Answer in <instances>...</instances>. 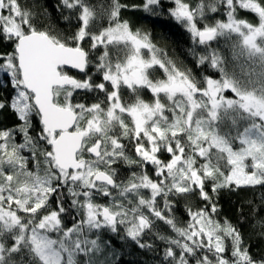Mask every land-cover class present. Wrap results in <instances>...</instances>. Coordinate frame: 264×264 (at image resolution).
Masks as SVG:
<instances>
[{"label": "trees", "instance_id": "16d2710c", "mask_svg": "<svg viewBox=\"0 0 264 264\" xmlns=\"http://www.w3.org/2000/svg\"><path fill=\"white\" fill-rule=\"evenodd\" d=\"M78 1L79 6L74 5V0L70 6L62 0H16L28 19L23 28H31L27 34H47L60 44L81 47L88 54L85 73L66 71L77 78V83L55 89L58 105L78 111L81 108L77 105L106 110L112 101L107 96L116 90L105 82L104 73L125 60L129 52L115 43L98 44L95 38L117 24L148 39L166 66L188 76L199 87L208 78L220 75L211 62L214 53L219 59L218 68L233 80L239 93L264 97V59L246 50L240 37L232 33L198 43L172 12L180 1L203 14V19L197 18L199 27H213L226 20L230 2L236 21L257 28L264 17V0H77L76 4ZM81 6L92 13L82 39ZM17 42L18 38L9 37L0 25V199L9 201L8 194L18 192L17 185L27 189L31 198L16 195L14 202L9 201L11 205L24 200L31 213H60L61 225L56 230H41L54 240L52 249L57 260L61 259L62 264L69 257L73 264H264V120L239 105L225 106L216 119L199 120L203 136L198 137L182 122L190 107L179 103L182 115L175 120L180 126L159 128L167 142L159 145L157 156L169 162L178 154V140L183 142L186 137V149L200 184L194 180L177 184L169 175V164L167 171L165 168L161 172L142 157L141 136L137 139L133 119L125 115L106 134L94 137L91 143L86 140L79 158L99 162L96 170L115 181L113 186L102 183L89 189L81 181H66L56 164L33 95L21 86ZM8 60L14 63L15 70L5 66ZM20 91L26 95L23 111L14 104ZM119 94L126 106L137 103L135 93L126 86ZM151 96L146 90L138 99L150 102ZM99 113L105 120L106 115L101 110ZM84 114L77 126H83L91 115ZM97 138L102 140L100 157L86 151ZM111 140L115 142L113 154L100 161L111 148ZM200 147L209 148L201 153L194 150ZM238 166L255 181L232 180ZM143 178L151 185H143ZM88 191L91 195L87 198ZM90 207L107 208L119 219L115 225L103 218L98 225L92 224L86 215ZM19 213L23 218L25 213ZM32 223L28 229L20 222L10 228L0 227V264H47L38 254ZM136 227L143 229L134 235ZM68 231L70 238H66ZM60 240L68 244L67 252Z\"/></svg>", "mask_w": 264, "mask_h": 264}, {"label": "rangeland", "instance_id": "374dc122", "mask_svg": "<svg viewBox=\"0 0 264 264\" xmlns=\"http://www.w3.org/2000/svg\"><path fill=\"white\" fill-rule=\"evenodd\" d=\"M7 1L9 4L13 5V7L9 9L10 11L0 15V22L3 21V23L0 25L9 37L19 39L20 37L26 35L31 28L28 25V27L23 28V21L16 20L15 12L19 9V7L15 0H0V9H3L1 4L7 3ZM62 1L64 3L68 2L70 5L73 4V0ZM74 1V5H80L79 1L78 4H76L77 0ZM148 1L150 3H154L157 0ZM5 5L7 6V4ZM227 6L229 10L226 20L218 22L213 27L206 28L199 27L197 23V18H204L203 14L191 9V7L185 3L178 1L172 12L175 16V19L186 27L192 38L198 43L211 42H201L200 35L205 31H213V39H217L221 35L232 33L235 36L240 37V43L244 45L246 50L250 51V53L255 52L257 56L264 59V17H262V23L260 27H250L244 23L236 21L231 14V3L229 2ZM81 14L83 17V27L79 36L80 39L85 36L84 33L86 25L92 18V13L86 7H82ZM95 42L98 44L101 43L104 46L115 43L122 48L127 47L125 50H127L129 53L125 60L119 61V63L115 64L114 67H108L107 74L104 73L105 82L109 83L110 86L114 87L116 90L108 94L107 97L112 101L108 104L106 110H102L99 106L84 107L82 105H77L79 109L81 108V111H78L75 110V108L68 106L76 112L79 119L78 121H82L81 118H85L84 111L91 114L90 117L84 121L83 126H77L75 128L76 130L82 131L84 133V146L86 145V140L91 143L94 137H99L106 134L108 130L111 128L113 129L116 127V125H118V122L121 121L123 116L129 115L133 119V131H136L135 134L137 139H139L141 136L139 151L142 157H146L147 160L153 162L157 169L161 172H163L165 168L167 171L166 166L169 164V175L174 178L177 184H180L182 181L187 182L189 180H194L197 182V184H200L198 171L192 169V160L191 157L189 158V153L186 149V137H184L183 142L180 139L178 140L176 143V150L178 154L175 155L169 162H163L157 156L158 150L160 149L159 145L161 146L164 142H167L166 138H162L159 128L162 126H167L169 128H175L176 126L179 128L180 126V123H177L175 120V117L178 119L182 115V111H180V109L177 107L178 104L183 103L190 107L191 110L188 114H186V117H183L182 122L188 125L189 132L192 128L195 133H197L198 137L203 136V130L198 124L199 120H201L202 117L204 119L206 117L216 119L219 110L225 106L228 108H234L235 105H239L237 107H243L256 117L264 120V97L258 96L256 93L251 92L239 93L234 86L233 80L218 68L219 59L214 53L212 54L211 62L214 66V69L220 72V75L217 76V78H208L204 83V86L199 87L188 76L181 74L172 67L166 66L156 55L148 39L134 35L126 25L117 24L111 26L109 29L97 36L95 38ZM102 61L104 62L103 59ZM5 66L11 70H15V65L10 60L6 62ZM159 70L160 73L158 72ZM62 74L72 76L67 74L66 71H62ZM23 85L24 84L22 82L21 86L23 87V91H25V86ZM125 85L131 87L134 92L136 90L135 95L137 97V103L126 106L120 99V89ZM179 86L183 87V89L174 90ZM172 88L174 89L172 90ZM146 90L151 91L152 100L150 102L138 99L139 95L142 94L143 91L145 93ZM23 91H20L21 94L17 96L16 102H14V104L20 109L22 107H26V95ZM230 91L232 92V95ZM234 94H236L237 97L233 96ZM70 98L71 94L68 95V99ZM203 100H206V102L204 103ZM24 109L21 110L23 111ZM99 110H101L102 114L106 115L105 120H102ZM171 111H174V114L170 115L169 113ZM176 112H178L177 115ZM45 136L52 147V140L57 136H52L50 133L48 135L45 134ZM171 139L173 141V138ZM97 140L98 138L92 144L87 146L86 151L88 153H90V149L96 145ZM212 142L214 144L217 143L215 140ZM114 144V140H111V148L106 152L105 155H102L100 161L107 159V156L113 154L115 149V147H113ZM201 148L202 147H200V149L194 150L201 153L207 151L206 148L209 147L204 149ZM167 150L170 151V148ZM101 151L102 149H100V152ZM170 152H173V150ZM246 155H248V152H246ZM98 165L99 162H95L93 159L82 158L81 169L63 171V178L66 179V181H68L69 178L72 180L81 181L84 184H87L89 189H92V186L102 184L100 182L94 181L95 175L99 172L95 168V166ZM9 176L10 175L6 176L8 180L11 179ZM230 178L241 183H252L255 181V177H252L248 172H245L242 167L237 168L232 173ZM143 179H141V183L143 185H151L146 178ZM15 187L18 192L12 190L11 193L8 194V200L10 202L13 199L14 200L12 202L15 201L16 195H24L26 199L31 198V194L27 189L21 188V186L17 185ZM157 191L159 192V189ZM89 193L90 191L86 192L87 198L91 195ZM9 201L3 202L0 199V227L10 228L12 225H16L20 222L24 229H28L31 227V221H33L32 224L36 230L33 232V237L38 249V254L47 264H62L61 259L57 260L55 256L57 254L53 252L52 246L54 240H51L47 234L41 232V230L45 232H52L53 230H56L61 225L60 219L58 220L60 213L52 211L48 216H41L43 210H35L37 213L29 212V205L24 200L17 201L15 204L18 205L15 206L11 205ZM86 205L89 206L88 204ZM30 206L32 207V204ZM102 209L103 208L100 207H90L86 212L87 220L92 224L98 225L100 218H103ZM19 210L25 213L23 218H21L19 215ZM115 217L117 221L119 219V215L115 213ZM107 223L110 224L108 220ZM142 229V227H136V230L133 231V234L135 235L136 233H139ZM66 238H70L69 231L67 232ZM60 242L63 247L65 246L64 248L67 252L69 249L67 246L68 244L64 243L63 240H60ZM65 264H73V259L69 257V260H67Z\"/></svg>", "mask_w": 264, "mask_h": 264}, {"label": "water", "instance_id": "95a60500", "mask_svg": "<svg viewBox=\"0 0 264 264\" xmlns=\"http://www.w3.org/2000/svg\"><path fill=\"white\" fill-rule=\"evenodd\" d=\"M213 38V31L200 35L201 42L212 41ZM16 53L22 82L27 92L33 95L44 132L57 136L52 140V147L58 168L62 171L80 170L79 156L84 148L85 136L75 129L78 120L76 112L55 102V89L67 88L77 82L74 76L63 75L62 69L85 73L87 52L79 47L60 44L47 34L32 32L18 39ZM100 147L99 142L90 149V153L100 157ZM94 181L108 186L115 183L104 172H98ZM103 217L114 225L116 217L109 209H103Z\"/></svg>", "mask_w": 264, "mask_h": 264}, {"label": "flooded vegetation", "instance_id": "af4514ba", "mask_svg": "<svg viewBox=\"0 0 264 264\" xmlns=\"http://www.w3.org/2000/svg\"><path fill=\"white\" fill-rule=\"evenodd\" d=\"M15 2H16V0H15ZM17 3V2H16ZM62 3L63 4H67L68 2H66V3H64L63 1H62ZM5 4H7V6L5 5ZM2 6L1 7H3V9L1 10L0 9V15L1 14H3V13H6V12H8V11H10L9 9H11L12 7H13V5H11V4H9V2L7 1V3H3V4H1ZM17 5H18V3H17ZM67 5H70L69 3L67 4ZM70 6H72V5H70ZM19 7V6H18ZM16 13V14H15ZM14 14H15V18H16V20L17 21H19V20H22L23 21V24H28V19H27V17H25L24 16V14H23V12L21 11V9H20V7H19V9L18 10H16V12H15ZM6 17H8V16H6ZM9 18V17H8ZM1 19V18H0ZM3 23V21L2 22H0V24H2ZM62 71H69V70H67V69H62L61 70V72ZM126 86V85H125ZM129 90H132V88L131 87H129V86H126ZM174 88H172V90H173ZM179 89H183V87H181V86H179L178 88H175L174 90H179ZM133 91V90H132ZM149 93H151V91L150 90H147ZM135 92H136V90H135ZM134 91H133V93H135ZM119 97H120V99H121V95L119 94ZM122 101H123V99H121ZM78 117V116H77ZM77 123H78V120H77ZM76 127H77V124H76ZM101 143L102 142V140L100 139V138H98V140L96 141V144L97 143ZM102 144V143H101ZM95 145V144H94ZM85 147V146H84ZM100 149H101V147H100ZM103 211V210H102ZM103 217V216H102ZM103 219L105 220V221H107V219H105L104 217H103Z\"/></svg>", "mask_w": 264, "mask_h": 264}]
</instances>
